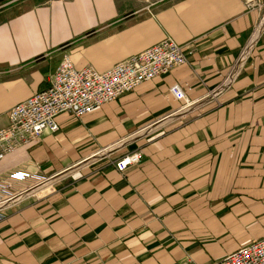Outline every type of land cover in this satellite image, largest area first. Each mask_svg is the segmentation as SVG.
I'll return each mask as SVG.
<instances>
[{
    "label": "crops",
    "instance_id": "obj_1",
    "mask_svg": "<svg viewBox=\"0 0 264 264\" xmlns=\"http://www.w3.org/2000/svg\"><path fill=\"white\" fill-rule=\"evenodd\" d=\"M258 5L0 0V129L66 53L106 72L169 37L190 63L81 119L59 115L57 133L0 161L14 191L36 183L17 172L48 187L3 211L0 264H205L264 238V34L238 66Z\"/></svg>",
    "mask_w": 264,
    "mask_h": 264
},
{
    "label": "built area",
    "instance_id": "obj_2",
    "mask_svg": "<svg viewBox=\"0 0 264 264\" xmlns=\"http://www.w3.org/2000/svg\"><path fill=\"white\" fill-rule=\"evenodd\" d=\"M251 4L252 1L247 2V6ZM258 6L261 10L264 7ZM262 16L263 13L253 28L250 41L241 54L238 66L264 34V27L260 33L257 30ZM189 64L185 48L169 37L138 55L118 63L106 72H99L91 66L77 68L71 55L64 54L49 78V86L10 110L8 124L0 129V161L33 140L41 139L46 134L57 133L59 126L56 118L59 115L68 114L81 119L104 105L134 92L142 84ZM170 93L177 101L185 103L184 108L189 106L187 96L179 85L171 87ZM142 159V153L135 151L122 157L115 163V167L119 172H125L128 168L138 165ZM10 178L16 182L32 179L36 183L29 189L18 192L14 191L12 184L0 183L2 194L0 221L3 220V211L26 192L44 193L46 189L44 178L29 173H13ZM181 264L196 263L187 259ZM205 264H264V238L253 241L222 259Z\"/></svg>",
    "mask_w": 264,
    "mask_h": 264
},
{
    "label": "bare ground",
    "instance_id": "obj_3",
    "mask_svg": "<svg viewBox=\"0 0 264 264\" xmlns=\"http://www.w3.org/2000/svg\"><path fill=\"white\" fill-rule=\"evenodd\" d=\"M263 27H264V15L262 16L260 23L258 24V27H257L258 33H260L262 31Z\"/></svg>",
    "mask_w": 264,
    "mask_h": 264
},
{
    "label": "rangeland",
    "instance_id": "obj_4",
    "mask_svg": "<svg viewBox=\"0 0 264 264\" xmlns=\"http://www.w3.org/2000/svg\"><path fill=\"white\" fill-rule=\"evenodd\" d=\"M263 15H264V13H263ZM47 191H48V187H46V189H45L44 193H45V192H47Z\"/></svg>",
    "mask_w": 264,
    "mask_h": 264
}]
</instances>
